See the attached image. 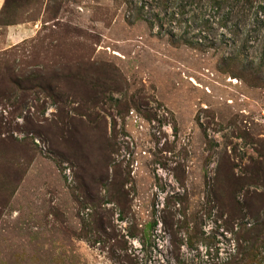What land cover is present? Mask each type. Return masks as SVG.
I'll use <instances>...</instances> for the list:
<instances>
[{"label": "rangeland", "instance_id": "rangeland-1", "mask_svg": "<svg viewBox=\"0 0 264 264\" xmlns=\"http://www.w3.org/2000/svg\"><path fill=\"white\" fill-rule=\"evenodd\" d=\"M1 1L0 264H264V0Z\"/></svg>", "mask_w": 264, "mask_h": 264}, {"label": "crops", "instance_id": "crops-1", "mask_svg": "<svg viewBox=\"0 0 264 264\" xmlns=\"http://www.w3.org/2000/svg\"><path fill=\"white\" fill-rule=\"evenodd\" d=\"M2 1L0 0V9L2 8ZM31 28L28 27V25H21V26H10L7 27V36H6V42L13 43L17 42L21 39L22 36H28L30 35Z\"/></svg>", "mask_w": 264, "mask_h": 264}]
</instances>
